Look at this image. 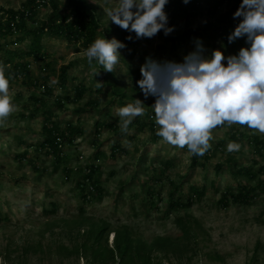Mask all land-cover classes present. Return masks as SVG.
<instances>
[{
	"label": "rangeland",
	"instance_id": "rangeland-1",
	"mask_svg": "<svg viewBox=\"0 0 264 264\" xmlns=\"http://www.w3.org/2000/svg\"><path fill=\"white\" fill-rule=\"evenodd\" d=\"M26 1L0 0V9H20ZM92 2L102 24L117 28L105 12L117 0ZM234 5V0H227L218 15ZM48 13L41 9L39 18L46 19ZM215 19L201 15L187 23L178 20L176 26L168 24L174 31L167 36L160 31L151 43L141 39L134 58L126 57L120 49L121 58L112 76L101 71L94 76L100 65L88 64L86 49L80 44L44 36L52 67L44 69L46 62L40 65L29 56L25 58L33 64L30 77L10 83L15 110L0 123V264H93L77 248L86 241L91 243L96 226L104 224L110 247L115 246L118 230L125 229L145 244L167 239L169 246L164 251H152L154 264H264V192L258 191L248 205L231 202L224 208L220 202L227 189L257 186L264 181V173L259 171L264 168V154L255 148L256 138L264 141V134L238 124L218 126L209 142L210 158L204 155L193 167V154L187 147L181 149L163 141L156 135V125L155 129L140 131L137 123L123 135L119 127L118 110L134 99L146 106L145 114L135 118L139 122L154 113L151 105L155 97L145 99L134 79V72L140 70L146 58L183 62L196 50L197 43L188 41L176 48L171 42L173 37L186 29L209 31L208 23ZM205 35L201 43L206 58L216 49L227 57L249 47L246 38L233 44L224 43L211 32ZM29 43L14 44L12 48L27 50ZM64 65L71 68L68 84L62 89L59 77ZM96 81L103 82V87L97 88ZM115 82L127 95L125 98L114 94ZM40 83H46L52 92H42ZM81 84L87 87L81 100H66L63 108L57 106L58 97L68 92L73 99L75 88ZM32 97L45 100L53 121L59 124L58 135L64 134L58 138L57 152L45 145V117L36 110ZM108 113L110 121L118 117V129H103L95 140L96 123ZM69 124L80 126L82 133L67 136ZM130 135H135L132 140L128 139ZM230 141L239 143L240 150L229 153ZM117 142L127 151L113 156L112 147ZM98 151L104 155L96 158ZM143 156H147L145 162ZM167 160L172 166L165 169ZM91 165H98V171L86 180L87 190L82 192L79 182L84 183L83 178L92 174ZM218 165L222 166L220 171ZM242 167L259 172V177L250 179L238 173ZM93 180H97V187L90 191ZM193 187L204 191L201 199L193 195ZM172 193L176 201L181 197L178 201H183V207H170ZM181 221L188 232L181 229Z\"/></svg>",
	"mask_w": 264,
	"mask_h": 264
},
{
	"label": "clouds",
	"instance_id": "clouds-1",
	"mask_svg": "<svg viewBox=\"0 0 264 264\" xmlns=\"http://www.w3.org/2000/svg\"><path fill=\"white\" fill-rule=\"evenodd\" d=\"M168 2L117 0L116 5L105 12L108 21L134 32L137 39L153 38L160 31L167 36L174 31L168 26L165 12ZM233 18L241 19L228 36L229 43L246 38L245 43L249 45L242 47L238 55L225 57L216 49L206 58L202 43L197 41L196 50L181 63L160 62L149 57L140 68L139 89L145 99L155 97L151 108L156 135L170 145L187 147L196 156L203 157L210 149L212 132L218 126L238 124L264 134V0H242ZM127 39L131 40L132 36ZM125 47L114 37L110 40L98 37L86 49L87 62L91 66L95 61L105 72H115L121 58L119 50ZM10 67L0 63V123L15 110L9 95L12 77L5 74ZM100 71H95L94 76L100 75ZM96 82L97 88L103 87V82ZM145 112L146 106L140 99L120 108V131L127 133L133 120ZM240 148L234 141L227 145L229 153ZM89 185L90 191L95 189Z\"/></svg>",
	"mask_w": 264,
	"mask_h": 264
},
{
	"label": "trees",
	"instance_id": "trees-1",
	"mask_svg": "<svg viewBox=\"0 0 264 264\" xmlns=\"http://www.w3.org/2000/svg\"><path fill=\"white\" fill-rule=\"evenodd\" d=\"M227 0H189V3H183V0H169L167 6L165 7V12L167 16L171 18L168 21L170 26H176L178 20H182L183 23H187L190 20L201 16L207 15L208 17L216 18L215 21L208 23L207 29L209 31H199L186 29L180 35H176L172 39V44L177 47L184 46L188 41L197 43V41L202 42L205 39V34L208 32L213 33L214 37H220L223 39L224 43H229L228 36L234 31L235 27L240 22L241 18H233V14L239 8L242 0H234L235 5L223 14L218 15L220 7ZM41 9L49 10L46 19H40L39 14ZM46 35L55 36L61 38L69 43H78L84 49H87L98 37H105L106 39H112L113 37L117 40L123 42L126 47L123 48V54L126 57L134 58L136 56L137 47L144 39L147 43H151L153 38H140L137 39L134 32H129L121 29L119 26L117 28L108 27L102 24L101 18L98 15L97 8L93 4L92 0H27L26 3L20 9H0V51L4 52V55L0 56V63L4 65H10V68H6V76H11L10 83L15 79L24 78L27 79L31 74V66L33 65L30 61H26L27 56L31 57L33 61L39 62L40 65L45 63L44 69L47 67H52V62L48 61L51 58V54L46 50L43 44V38ZM131 35L132 39L128 40L127 37ZM157 35H160L158 33ZM244 38H239L233 41L236 44L239 40ZM26 41H30L28 44V49L23 50L19 48H12L14 44H22ZM95 62V61H94ZM71 65H64L61 67L60 75V85L61 88H66L68 84V74ZM101 73L112 76V73L105 72L100 66ZM141 72L140 70L134 72L135 81L140 80ZM114 79V77L112 78ZM39 82L35 81V85L38 86ZM46 87L45 94H50L52 89L46 83H43ZM116 85V93L121 98H125L127 95L122 91L120 87ZM40 86V85H39ZM67 91V89L65 90ZM87 92V87L84 84L78 85L75 88V96L71 99L70 94L66 92L64 97L57 98V106L63 108V103L67 101H78L81 100L85 93ZM119 97V98H120ZM36 105L37 111H42L45 117L44 130L47 132V137L45 139V145L53 149V152H57L58 148V138L64 136L58 135L60 132L59 124L53 121V115L48 111V104L45 103L43 98L32 97ZM124 103L123 99L121 101ZM40 104V105H39ZM38 105V106H37ZM40 106V108H39ZM42 108V109H41ZM147 117L141 122L138 119H134L129 128L134 127L138 123V128L143 131L146 127H152L155 129L154 113ZM110 113L105 114V119L97 121L96 132L97 135L95 140H97L98 135H100L103 129H118L117 122L118 117L115 120H109ZM152 120V122H150ZM154 121V122H153ZM69 135H76L77 133H82L83 129L78 125L69 124L68 127ZM118 130H116L117 132ZM123 135V133H121ZM240 135V134H238ZM135 135L128 136L129 140H132ZM237 137V136H236ZM66 139V137H65ZM122 143L117 142L112 147L111 154L115 156L118 152H126V148L121 145ZM255 148L258 153L264 154V141L256 138ZM211 148L205 153V158H210ZM104 154L101 151L96 153L97 157H102ZM147 156H143L142 160L145 162ZM201 159L200 156L193 155L192 166L196 167ZM165 169L172 166V161L167 160L164 163ZM98 165H91L92 174L86 175L83 181L79 182L82 192L87 190L86 180H90L92 176L98 171ZM217 170H221L222 166L218 165ZM259 171L264 173V168L260 167ZM238 173L247 176L250 179H257L259 177L258 173H254L253 169L246 167L239 168ZM94 188L97 187V180H93ZM258 191L264 192V181H260L257 186L252 185H237L235 189H227L223 197L220 199L222 207L227 208L231 202L240 203L242 205H248L252 203ZM204 191L198 190L193 187V195L196 198H202L204 196ZM87 199V195L84 194ZM181 197L178 199L180 200ZM174 198V193L171 194V199L169 201L170 207L174 209H179L183 207V201L179 202ZM188 201L193 202L192 197L188 198ZM180 222V221H179ZM97 228L93 232L92 241L84 242L77 248V252L83 256H87L93 264H154V259L152 258V251H164L163 249L168 247L167 239L159 238L158 240L152 242L151 244L142 243L141 240H136L129 229H125L122 232L118 230L117 236L115 238V246L110 247L105 239V232L108 230L107 224L96 226ZM180 227L184 232H188L187 225L183 221L180 223ZM158 246H160L158 248ZM158 248V249H157Z\"/></svg>",
	"mask_w": 264,
	"mask_h": 264
},
{
	"label": "built area",
	"instance_id": "built-area-1",
	"mask_svg": "<svg viewBox=\"0 0 264 264\" xmlns=\"http://www.w3.org/2000/svg\"><path fill=\"white\" fill-rule=\"evenodd\" d=\"M33 66V65H32ZM32 66H31V68H32ZM39 88H40V90L43 92V91H45V89H46V87H45V85L43 84V83H40V86H39ZM82 158V157H81Z\"/></svg>",
	"mask_w": 264,
	"mask_h": 264
}]
</instances>
